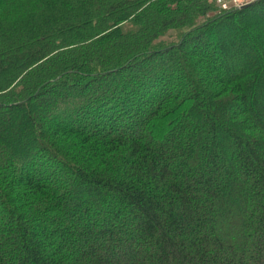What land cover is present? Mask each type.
Masks as SVG:
<instances>
[{"label":"trees","instance_id":"1","mask_svg":"<svg viewBox=\"0 0 264 264\" xmlns=\"http://www.w3.org/2000/svg\"><path fill=\"white\" fill-rule=\"evenodd\" d=\"M262 49L264 0H0V264H264Z\"/></svg>","mask_w":264,"mask_h":264},{"label":"rangeland","instance_id":"2","mask_svg":"<svg viewBox=\"0 0 264 264\" xmlns=\"http://www.w3.org/2000/svg\"><path fill=\"white\" fill-rule=\"evenodd\" d=\"M255 20V19H254ZM254 28L256 29V28H258V30H262L263 29V26H261V24H260V22H257V20H255V26H254ZM239 42H241V44H243V43H247V42H252V39L249 37H246V38H243V40H238ZM237 41V42H238ZM199 49V48H198ZM260 50H261V47L259 48ZM259 49H257L255 52L254 51H252L251 53H248L249 55H247L246 57H249L250 58V54L252 55V60L250 61V63H251V65L253 66V68L256 66V68H258V64H259V62H260V60L258 59V55H256L255 53H258L259 52ZM201 51V50H200ZM262 51H264L263 49H262ZM204 56H206V57H208V54H206V53H204ZM210 59L208 58V61H209ZM218 66H220V64H218ZM251 66V67H252ZM2 118H4V117H2ZM4 120L6 121V122H10V121H8V118H4ZM3 120V121H4ZM163 127V126H162ZM162 127H159V130H162ZM164 130V129H163ZM156 134H158V133H154L153 132V135L155 136ZM11 135H12V138H17V139H20V137H19V135L17 134V133H11ZM20 143H21V145L23 144V141L20 139ZM27 140H25V142H26Z\"/></svg>","mask_w":264,"mask_h":264},{"label":"built area","instance_id":"3","mask_svg":"<svg viewBox=\"0 0 264 264\" xmlns=\"http://www.w3.org/2000/svg\"><path fill=\"white\" fill-rule=\"evenodd\" d=\"M259 0H216L217 5L223 10L241 9Z\"/></svg>","mask_w":264,"mask_h":264}]
</instances>
